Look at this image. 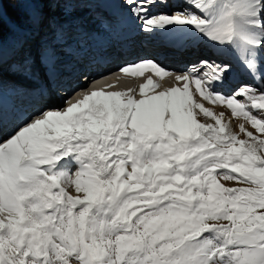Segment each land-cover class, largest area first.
<instances>
[{
    "label": "snow or ice",
    "instance_id": "obj_1",
    "mask_svg": "<svg viewBox=\"0 0 264 264\" xmlns=\"http://www.w3.org/2000/svg\"><path fill=\"white\" fill-rule=\"evenodd\" d=\"M6 3L24 9L11 26ZM108 7L208 54L172 86L145 76L172 75L155 59H125L116 71L143 82L51 103L90 34L82 9ZM237 65L259 84L231 87ZM9 80L31 109L6 112ZM0 264H264V0H0Z\"/></svg>",
    "mask_w": 264,
    "mask_h": 264
},
{
    "label": "bare ground",
    "instance_id": "obj_2",
    "mask_svg": "<svg viewBox=\"0 0 264 264\" xmlns=\"http://www.w3.org/2000/svg\"><path fill=\"white\" fill-rule=\"evenodd\" d=\"M115 0H107V2L108 3H115V4H118L117 2H114ZM108 21H111V20H108ZM6 22H7V24L9 25V26H11V24L6 20ZM114 23H115V21H113ZM126 29H127V32H128V29H130V28H132V26H133V24L131 23V21L130 20H126ZM118 29V28H117ZM96 37V38H95ZM92 38H95V39H98L99 37L97 36V35H93L92 36ZM202 46V45H201ZM198 47H196V46H190V48H189V50H190V54L191 55H195L194 57H195V60L193 61V62H196V60H197V58H198V56L199 55H201V53H199V51L200 52H203L202 50H200V47H199V49H197ZM202 49V48H201ZM79 59V58H78ZM80 60V59H79ZM73 63V62H72ZM73 65H74V63H73ZM238 66V65H237ZM236 66V67H237ZM186 72V71H185ZM171 73H172V75H169V76H167V77H165L164 78V80L163 81H159V78L158 77H153V76H155L153 73H151V72H146V74H145V76H148V75H152V77H153V79L154 80H156V81H158V82H160V83H162L164 86H172V85H174L176 82H175V79H174V76L176 75V74H183V72H181V73H179V72H177L176 74H174V71H172L171 70ZM233 73H236L239 77H243L245 74V71H244V68L242 67V68H239V69H237V68H235L234 69V71H233ZM120 75H122L121 77L120 76H115V77H113V78H111V79H109L108 81H105V82H100V83H95V84H93V85H91V86H89L90 85V83H94L93 81L94 80H91V81H89L88 82V84L87 85H85V86H83V87H81V88H84V89H86L88 92H91V91H93V90H100V89H103V90H105V91H122V90H126L127 88H129V87H135L136 85H138L139 83H141V82H143V79L142 78H139V77H137L136 78V81H134V82H131V81H128L127 80V78H125V77H123V74L121 73ZM246 75H248L247 73H246ZM248 78V77H247ZM245 79V78H244ZM230 80H232V76H231V79ZM246 80V79H245ZM248 81H249V79H247ZM246 80V81H247ZM256 82H259L258 80H255ZM249 84V83H248ZM107 85H112L113 87H106ZM239 84H236V86H238ZM236 86H234L233 88H235ZM50 88H52L53 90H51L50 91V94H49V96H48V99H49V101L51 102V103H53V104H56V105H60V106H62V103H63V101L62 102H59V101H57L52 95H54V92H55V87H54V85H52V86H50ZM80 89V88H79ZM4 98L5 97H3V100H4ZM80 97L79 96H77V99H79ZM4 103H6V104H9V106L10 105H12L13 103H14V101H13V99H10L8 96H7V99H5L4 100ZM21 110H23L24 111V109H21ZM9 110H7L6 112H8Z\"/></svg>",
    "mask_w": 264,
    "mask_h": 264
},
{
    "label": "rangeland",
    "instance_id": "obj_3",
    "mask_svg": "<svg viewBox=\"0 0 264 264\" xmlns=\"http://www.w3.org/2000/svg\"><path fill=\"white\" fill-rule=\"evenodd\" d=\"M5 18H6V17H5ZM8 22H9V21H8ZM9 23H10V22H9ZM202 49H203V48H202ZM199 53H201V52L199 51ZM235 68L239 69V68H242V67L238 65V66L235 67ZM244 71L246 72L245 69H244ZM246 73H247V72H246ZM152 75H153V74H152ZM117 76H120V77H121L122 75H117ZM123 77H126V75L123 74ZM153 77H156V76H153ZM135 80H136V79H135ZM135 80H134V81H135ZM257 83H259V82H256V81L254 80V81L252 82V85L257 84ZM196 98H197L198 100L200 99L198 96H197ZM201 102L205 103V106H206V107H212V105L209 104L207 101H201ZM214 110H215L217 113L223 111V112L225 113V116H224L225 121H229V120H231V124H230L231 129L234 130V131H237V132L239 131V129H238V125H239V123L243 122V121H242V118L232 119V118H231L230 110H228V109L226 108V106H225V107H222V106H220V105H216ZM246 127H248L250 131H252V129L250 128V126L246 125Z\"/></svg>",
    "mask_w": 264,
    "mask_h": 264
},
{
    "label": "trees",
    "instance_id": "obj_4",
    "mask_svg": "<svg viewBox=\"0 0 264 264\" xmlns=\"http://www.w3.org/2000/svg\"><path fill=\"white\" fill-rule=\"evenodd\" d=\"M4 14L6 19L12 25L23 17L24 9L20 5L6 3L4 5Z\"/></svg>",
    "mask_w": 264,
    "mask_h": 264
}]
</instances>
